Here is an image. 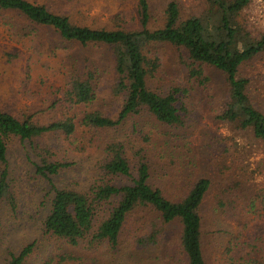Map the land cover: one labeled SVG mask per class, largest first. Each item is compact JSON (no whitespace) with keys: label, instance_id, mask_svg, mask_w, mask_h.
Wrapping results in <instances>:
<instances>
[{"label":"rangeland","instance_id":"obj_1","mask_svg":"<svg viewBox=\"0 0 264 264\" xmlns=\"http://www.w3.org/2000/svg\"><path fill=\"white\" fill-rule=\"evenodd\" d=\"M45 4L49 10L67 15L73 23L93 28H114V16L121 14L125 26L137 28L138 0H30ZM171 0H152L150 28L163 25L165 9ZM183 19L204 11L206 0H178ZM248 13L258 28L264 29V0H252ZM146 54L151 60L158 58V68L148 85L159 93L177 90L185 124H163L151 115L129 120L123 131L130 132L134 124L141 134L131 138L143 144V135L149 136L152 160L151 181L161 186L168 197L181 195L185 187L201 177L212 181L205 212L220 196L231 200L234 210L223 214L222 245L210 246L215 235L206 236L209 264H264V170L257 163L264 162V143L238 130L232 123L218 118L227 100L228 86L225 76L206 68L204 76L193 77L185 50L170 43H152ZM73 69L82 73L93 70L96 74L97 99L91 104L70 108L57 102L65 87L68 73ZM252 78L251 92L264 109V58L244 67L242 75ZM116 80L112 51L101 45L84 46L63 40L51 27L30 22L25 16L0 8V108L14 114L36 113L42 121L60 118L68 112L75 118L76 131L70 136L73 150L60 157L72 166L57 176L54 183L60 188L87 186L92 180L93 165L101 154L108 131L94 132L80 124L85 112L101 109L109 114L118 111L121 101L113 95ZM57 141H61L56 138ZM66 142H61L64 145ZM77 147V149H75ZM79 148V149H78ZM9 178L16 201V209L0 204V264H5L9 253L36 243L35 255L26 264H46L62 249L57 242L46 240L40 222L51 197L50 185L36 173L40 162L37 151L29 143L14 140L9 148ZM231 188L226 196L225 189ZM254 198L256 207L251 206ZM153 222L159 218L149 210L130 216L116 250L107 247L97 254L98 264H182L177 244L181 233L179 221L168 224L159 243L139 247L135 235L149 234ZM247 223V224H245ZM238 248L234 258H228L226 243L237 236ZM251 243V245H248ZM208 252V251H207ZM250 253V256L247 254ZM239 256H244L240 259ZM49 264H57V259Z\"/></svg>","mask_w":264,"mask_h":264},{"label":"trees","instance_id":"obj_2","mask_svg":"<svg viewBox=\"0 0 264 264\" xmlns=\"http://www.w3.org/2000/svg\"><path fill=\"white\" fill-rule=\"evenodd\" d=\"M151 2L137 1V28L125 26L121 14H116L117 25L108 29L73 23L67 15L51 11L45 4L0 0L1 9L15 11L32 23L51 27L65 41L105 46L114 57L116 80L112 89L113 95L121 101L120 109L113 114L101 109L88 111L80 122L82 127L94 132L108 131L87 186L60 188L53 181V176L72 166V162L60 154L69 153L75 147L70 141L77 129L73 116L67 112L60 118L42 121L36 113L18 115L0 108V204L5 203L13 210L17 208L9 178L8 154L14 140L27 142L40 158L35 166L37 175L47 180L51 188L40 222L42 234L62 248L46 264L56 259L57 264H98L101 258L97 254L104 247L116 250L130 216L143 210L156 214L159 224L153 222L154 229L149 234L134 236L139 247L158 244L165 227L175 221L181 224L177 249L182 264H209L207 235L216 234L209 241L210 246L218 249L222 245L219 218L228 213V208L234 210V203L218 197L207 220L205 207L212 189L209 178L201 177L186 186L183 194L168 197L161 186L151 181L156 162L148 151V134L143 135V144L133 141L134 134H141L134 124L130 132L123 131L124 137L118 135L129 120L146 114L163 124H185L183 112L186 109L179 104L178 91L164 94L148 85L149 77H153L158 68V58L151 60L146 54L148 45L170 43L185 50L193 77L208 81L203 75L208 67L221 72L227 82L228 95L218 118L264 143V109L250 90L252 78L242 75L245 66L264 58V29L258 28L248 13L252 0H206L202 13L184 19L178 0H171L165 9L163 25L154 29L150 28ZM95 80L93 70L84 73L79 69L71 70L61 89V97L52 107L60 102L69 110L75 105L95 102ZM61 142L66 143L62 146ZM256 168L264 170V162L259 161ZM225 191L229 197L231 188ZM250 204L256 207L254 198ZM242 232L240 229L237 236L226 243V255L230 259L235 257L234 250L239 246L236 241ZM36 250L35 242L27 244L16 253L10 252L5 264H26Z\"/></svg>","mask_w":264,"mask_h":264}]
</instances>
